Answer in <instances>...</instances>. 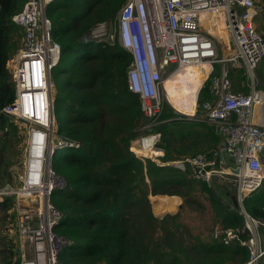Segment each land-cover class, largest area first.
<instances>
[{"label":"trees","instance_id":"obj_1","mask_svg":"<svg viewBox=\"0 0 264 264\" xmlns=\"http://www.w3.org/2000/svg\"><path fill=\"white\" fill-rule=\"evenodd\" d=\"M25 2L0 0V110L12 104L16 97L7 62L23 44L22 28L14 23L13 17L23 9ZM126 2L54 0L46 6L53 39L62 48L60 60L51 73L54 106L65 114L56 132L64 142L79 145L59 152L53 160V169L66 184L58 194L52 195V202L63 217L56 231L71 242L70 248L59 256L60 262L245 264L249 251L238 241L224 245L212 237V230L195 233L184 229V223L178 218L155 216L150 195L176 199L177 211L184 206L185 198L173 195L195 201L203 193L211 203L213 225L233 229H242L245 225L240 207L234 205L230 196L226 201L213 191L211 184L191 178L188 171L174 166L160 167L151 159L138 158L131 150L132 142L140 136V128L146 122L139 97L128 87L127 72L132 56L117 40L96 43L84 39L97 24H113ZM255 2L260 7L255 27L264 37V24L259 25L264 23L261 16L264 0ZM259 17H262L260 22ZM237 74L235 70L230 74V78L235 79V91L247 93ZM257 74L264 89V58ZM205 97L200 93L198 103L202 104ZM178 116L166 104L159 118L161 122L147 130L148 135L161 134L157 146L165 152L162 161L172 160L171 143L182 144L188 138V143L192 140L197 147L192 152L195 155L198 152L211 154L217 148L221 137L215 125L205 120L201 132L192 123L185 134L178 135L182 129L179 123L185 122L176 120ZM10 120L11 117L0 114V130L7 129L5 141L10 134L20 133ZM171 123L177 126L169 127ZM17 141L22 142L23 136ZM132 145L139 147V140ZM14 162L9 164L13 166ZM9 171L1 166L0 186L13 181L15 174ZM14 204L12 197L0 203V211L6 215L0 217V264H21L18 242L10 235L13 227L7 228L9 222L16 223ZM243 208L252 218L264 223V185L258 193L244 198ZM1 223L6 225L1 226Z\"/></svg>","mask_w":264,"mask_h":264},{"label":"built area","instance_id":"obj_2","mask_svg":"<svg viewBox=\"0 0 264 264\" xmlns=\"http://www.w3.org/2000/svg\"><path fill=\"white\" fill-rule=\"evenodd\" d=\"M53 1L26 0L13 17L23 33V44L14 55L16 61L10 71L16 97L0 110V114L31 126L27 129L22 167L14 177L17 184L0 186V203L14 198L17 238L28 242L32 250L31 257L21 252V264H62L59 256L71 244L56 231L63 217L52 202L56 190L66 186L58 182L61 177L53 169V160L61 148L79 146L52 139L56 120L51 72L62 53L45 14L46 6ZM259 11L255 0H127L117 20L109 24L114 25L113 31L102 22L84 38L96 43L117 40L131 54L128 87L139 97L146 118L140 131L161 122L166 75L190 65L209 67L198 97L205 87L209 95L202 104L197 99L192 118L214 124L221 137L219 145L211 154L168 162L159 155L153 161L160 167L188 171L191 178L209 185L220 176L233 180L245 225L242 229L215 225L212 236L224 245L238 241L249 251L245 264H264V223L245 212L242 203L245 196L258 193L264 185V90L259 87L257 75L264 58V37L254 23ZM171 66L173 71L168 70ZM236 68L245 72L247 93L234 90L230 74ZM180 115V119L185 116ZM148 136L157 148L161 134Z\"/></svg>","mask_w":264,"mask_h":264},{"label":"rangeland","instance_id":"obj_3","mask_svg":"<svg viewBox=\"0 0 264 264\" xmlns=\"http://www.w3.org/2000/svg\"><path fill=\"white\" fill-rule=\"evenodd\" d=\"M259 13H260V11H259ZM258 14L256 15V17L258 16ZM261 16H264V15H261ZM255 18H254V20H255ZM260 18L262 19V17H259L258 21L260 20ZM262 24H264V23H259V25H262ZM107 25H108L109 28H111V31H113L114 25L113 26H110L109 24H107ZM15 61H16V56H14L10 60V66L8 67V69L10 71L13 70V65H14ZM215 67H216V69H218L219 65H216ZM172 68H173V66H171L168 70L173 71ZM235 72L236 73L238 72L237 75L240 77L241 83L244 86H246L248 81H247L245 75H243V69L242 68H236ZM167 76L168 75H166L164 77V79ZM233 82L235 83V79H233ZM167 87L169 88L170 97L172 99H174V100H172V102L180 110H183L182 106H185L187 104V102H189V101H191L193 99V97H189V98L184 97L183 98V97L174 96L175 94L178 93V90L176 89V85L171 80H169L167 82ZM182 87H183L182 85L179 86L180 89H182ZM259 87H260V85H259ZM246 89H248L247 86H246ZM202 93L205 94V96H208L209 95L208 87H205L204 90L201 92V94ZM52 94H53V99H55L54 98V90H53ZM166 104L168 105V103L165 100V105ZM56 107H57V105L54 106V112H53L54 119L56 120V125L54 127V135L52 136V139L54 141L58 140V141L63 143L64 140L62 139L61 136H59L57 134L56 131H57L58 122H63V120L65 118V114H64L63 111H61L59 108H56ZM180 121H182V122L185 121L183 123H179V124H181V126H185V124L191 125L193 123L196 126V130L197 131H201V132H202V129L205 127V125L202 126V124H201L202 121L200 120V117H193L192 118V117L183 116V120H180ZM10 122L13 123L18 128L20 133H19V135H18V133H15L14 135L10 134L6 138V140L8 141L6 150L8 151V149L10 148L11 152H10V154L8 152L4 156L5 157L4 159H2V154L3 153H1L2 151H4V147L0 143V169H1V166H3L4 169L11 170L9 172H12V175H14L17 172L16 173V176H17V174L21 170V159H22L21 154L22 153L20 154V151L22 149V145H24V143H25L23 141H25L27 129H29L31 126L28 123H25L23 121L15 119V118H14V120H10ZM202 123H204V122H202ZM210 124H212V123H210ZM207 125H209V124H207ZM173 126H177L176 123L169 124V127H173ZM184 130L185 129L179 130L178 131V135H182L184 133ZM141 133L144 134V135L136 137L135 141H133L132 144L136 143V141H138V140L141 143L142 139H146V136H148V131H141ZM1 135H2V133H0V136ZM20 136H23V141H22L23 143L17 141V138L20 137ZM147 138H149V136ZM62 143H60V145ZM132 144H131L130 148L133 149L135 152H136V150H139L141 148V147L138 148V147H136V145H132ZM152 147H153V144H152ZM196 148H195V145H194L192 140H191L190 143H182V144L180 142H179V144H172L171 143V146H170L171 159H172L171 161H176V160L182 159L183 157L195 155L192 152H194ZM156 149H158L160 151L162 150L161 147H158V146H157ZM198 149L200 150V147H198ZM65 150H66L65 147L61 148L60 149V153H62ZM12 152H15V153H12ZM161 152H162L161 155H163V157L165 158V156H166L165 152L163 150ZM184 152H187V153H184ZM182 153H183V155H182ZM199 153H201V152H198L196 154H199ZM11 155H17V157L16 156H12V158H11ZM141 157L144 158V159H151L152 161H153V159H157L155 156L149 155V154L146 157L141 155ZM13 161H15V163H14L13 166H11L9 163H12ZM263 163H264V161H263ZM58 182L60 183L61 187L66 185L65 181L63 179H61V178H59ZM6 183L13 184L14 181H12V182L8 181V182H5L4 184H6ZM211 186L213 188V191L216 194H221L223 199L226 200V201H227V196L231 197V196H233L236 193L235 184H234L233 180L231 178L227 177V176L216 177L211 182ZM58 190H60V189H58ZM58 190H56V192H55L56 194L59 193ZM163 196H165V195H161V194L150 195L151 205L153 207V211H154L155 216L157 218L163 219L166 216L175 217V218H178V220H181L182 223H184V225H185L184 229H189L190 231H193L195 233H199L201 230H204V231L209 232V233L211 232L210 230H212V227L214 226L213 225V213L211 211V203L209 201V198H208L207 194L201 193L200 196L195 201H190L189 197L173 195V197H177L179 199L185 198L184 206L182 208H179V210H177V211H176V209L179 207V204H177V203H179V202L176 199L167 198V197H163ZM167 196H171V195H167ZM160 199H167V200L171 199V200H169L170 208L167 209L166 211H162L160 208H158V202H159ZM5 216H6L5 214H2L0 212V217H5ZM7 220H5V222ZM11 227H13V230H11V232H10L11 234L10 235H14V230L16 231V226H15V224H11L9 222L7 224V228H11ZM0 234H2V228L1 227H0ZM68 248H70V246ZM63 253H64V251H63Z\"/></svg>","mask_w":264,"mask_h":264},{"label":"bare ground","instance_id":"obj_4","mask_svg":"<svg viewBox=\"0 0 264 264\" xmlns=\"http://www.w3.org/2000/svg\"><path fill=\"white\" fill-rule=\"evenodd\" d=\"M221 35H223V33H221ZM208 69L209 67L205 64L199 66L190 65L186 66L183 69L176 70L165 78L166 80L164 81V94L166 96L167 102L175 111L185 116L192 117L195 115L198 94L206 79V70ZM169 80L173 81V83L176 85V89L178 90V93L174 96L183 98L193 97V99L187 102L185 106H182L183 110L177 108L172 102V100L174 99L170 97L169 88L167 87V82ZM180 85L183 86L182 89L179 88ZM196 90H198L197 95H193L194 91ZM138 148L140 149L136 150V152L143 156H148V154L153 156H159L162 154V150L160 151L152 147V138L150 137L142 139V142L140 143V146ZM158 208H160L162 211H166L170 208L169 201L166 199H160L158 202Z\"/></svg>","mask_w":264,"mask_h":264},{"label":"crops","instance_id":"obj_5","mask_svg":"<svg viewBox=\"0 0 264 264\" xmlns=\"http://www.w3.org/2000/svg\"><path fill=\"white\" fill-rule=\"evenodd\" d=\"M13 58V56L8 60V62H7V68L10 66V60ZM233 81V80H232ZM234 83V82H233ZM259 83H260V80H259ZM260 85V84H259ZM242 86V88H244L245 89V91H247L248 92V89H246V86H244L243 84L241 85ZM260 88L261 89H263L261 86H260ZM234 90H235V87H234ZM264 90V89H263ZM197 92H198V90H196V91H194V93H193V95H197ZM179 116H181L177 111H175ZM179 116L176 118V120H183V119H180L179 118ZM12 120H14V119H12ZM194 120V119H193ZM203 122V121H202ZM202 124V126H203V124H205V123H201ZM207 125V124H206ZM188 124H185V126H181V128L182 129H185L184 130V133L183 134H185V132L186 131H188L187 130V128H188ZM203 130V129H202ZM217 132V131H216ZM0 133H2V135L0 136V143H1V145L4 147V151H2L1 153H3L2 154V159H4L5 157V155L9 152V154H10V152H11V150L10 149H8V151L6 150V148H7V141H5V137H6V135H7V129H5V130H3V131H1L0 130ZM218 133V132H217ZM26 136H27V132H26ZM189 139V138H188ZM188 139H187V141L185 142V143H188ZM25 140H26V138H25ZM23 142H25V141H23ZM22 142V143H23ZM24 145H25V143H24ZM24 145H22V149H21V151H20V154H21V157H22V159H21V167H22V164H23V157H24ZM198 147H199V145H198ZM12 156H16L17 157V155H11V158H12ZM263 161H264V155H263ZM14 162V161H13ZM15 163V162H14ZM4 165V164H3ZM17 173V172H16ZM16 173H15V175H16ZM15 175H14V177H15ZM13 181H14V184H17V182H15V178L13 179ZM250 197V196H252V194H250V195H247V196H245V197ZM236 198V200H237V196H236V193L233 195V196H231V199H232V202H234V200H233V198ZM244 197V198H245ZM227 198H228V196H227ZM229 199V198H228ZM167 200V199H166ZM169 200H171V199H169ZM168 200V201H169ZM244 200V199H243ZM173 201V200H172ZM237 202H238V200H237ZM243 203V202H242ZM235 205V204H234ZM238 206L240 207V209H241V212H242V206H240V204H239V202H238ZM244 211H245V209H244ZM1 212V211H0ZM246 212V211H245ZM242 214H243V212H242ZM243 217H244V214H243ZM245 219V218H244ZM2 225L1 226H5L6 224H3V223H1ZM216 225H218V224H216ZM15 226H16V223H15ZM215 226V225H214ZM213 226V227H214ZM220 226V225H219ZM213 227H212V231H213ZM212 233V232H211ZM14 238H15V240L18 242V247H19V249H20V251L22 252V254L24 253V256H26V257H31V255H32V250H31V247H30V245H29V243L28 242H20L19 240H18V238H17V230L15 231L14 230V235H12ZM263 236H264V233H263ZM213 237V236H212ZM214 238V237H213ZM215 239V238H214ZM217 240H219V239H217Z\"/></svg>","mask_w":264,"mask_h":264},{"label":"water","instance_id":"obj_6","mask_svg":"<svg viewBox=\"0 0 264 264\" xmlns=\"http://www.w3.org/2000/svg\"><path fill=\"white\" fill-rule=\"evenodd\" d=\"M168 104H169V103H168ZM169 105H170V104H169ZM236 172H237V171H236ZM233 200H234V202H233V203H234L236 206H238V202H237V200H236V198H235V197L233 198Z\"/></svg>","mask_w":264,"mask_h":264},{"label":"clouds","instance_id":"obj_7","mask_svg":"<svg viewBox=\"0 0 264 264\" xmlns=\"http://www.w3.org/2000/svg\"><path fill=\"white\" fill-rule=\"evenodd\" d=\"M12 119H14V117H11Z\"/></svg>","mask_w":264,"mask_h":264}]
</instances>
